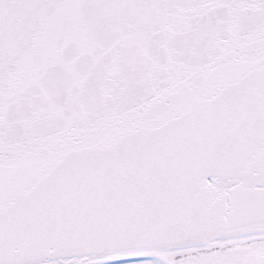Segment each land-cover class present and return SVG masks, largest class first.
Wrapping results in <instances>:
<instances>
[{
	"label": "snow or ice",
	"instance_id": "obj_1",
	"mask_svg": "<svg viewBox=\"0 0 264 264\" xmlns=\"http://www.w3.org/2000/svg\"><path fill=\"white\" fill-rule=\"evenodd\" d=\"M0 264H264V0H0Z\"/></svg>",
	"mask_w": 264,
	"mask_h": 264
}]
</instances>
